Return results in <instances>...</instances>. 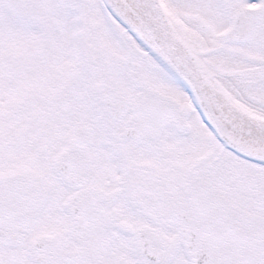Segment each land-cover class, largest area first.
I'll return each instance as SVG.
<instances>
[{
	"label": "snow or ice",
	"instance_id": "6c2138e0",
	"mask_svg": "<svg viewBox=\"0 0 264 264\" xmlns=\"http://www.w3.org/2000/svg\"><path fill=\"white\" fill-rule=\"evenodd\" d=\"M0 264H264V0H0Z\"/></svg>",
	"mask_w": 264,
	"mask_h": 264
}]
</instances>
